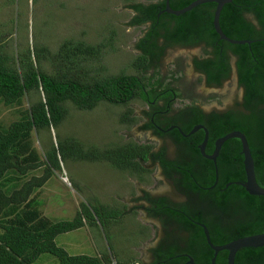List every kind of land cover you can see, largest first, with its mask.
Returning a JSON list of instances; mask_svg holds the SVG:
<instances>
[{
	"label": "trees",
	"instance_id": "1",
	"mask_svg": "<svg viewBox=\"0 0 264 264\" xmlns=\"http://www.w3.org/2000/svg\"><path fill=\"white\" fill-rule=\"evenodd\" d=\"M154 1L130 5L136 13L134 24L153 23L138 43L143 52L133 61L137 74L91 76L86 64L99 59L102 44L66 40L56 52L47 46H34L15 55L7 53L0 44V103L20 105L23 98L32 92L39 94L20 119L8 126L0 125V264H34L43 253L56 256L59 264H129L115 259L112 252L95 256L70 254L56 242L59 235L87 225H101L110 230L120 222L125 208L82 202L73 219L57 220L43 214L42 202L36 198V193L56 171L62 170L67 159L107 162L144 180L143 175L149 171L143 163L148 160L154 145L130 141L101 148L86 146L72 136L58 137L56 142H50L43 159L35 144V135L58 128L68 117L69 102L79 110L91 111L101 102L128 106L136 98L145 102L154 100L161 79L155 78V74L147 75V72L154 63L161 61L168 47L198 43L212 47L213 58L194 61L195 67L208 75L210 84L221 85L222 79L230 76L229 53L236 57L238 82L244 88L242 100L236 103L237 108L225 113L213 112L206 119L193 104L188 107L190 121L183 129L189 131L194 124L206 123L210 130V151L218 138L235 130L243 132L252 151L257 180L264 187V0H234L221 12L220 23L224 33L236 40H256L250 45L232 44L220 39L213 26V3L199 5L180 16L170 13L159 16L160 3ZM192 1L175 0L171 3L174 9H181ZM193 36L196 39L189 40ZM161 38L163 44H159ZM122 121L133 125L138 123V118L128 108ZM203 140V131L192 136L190 154L199 156L198 146ZM241 149V141L233 138L226 141L220 151L222 188L228 181L244 182L246 179ZM199 161L206 169L202 174L194 175L209 185L214 181V173L208 172L206 161ZM38 170L43 173L31 174ZM218 199L220 205L226 200L233 201L237 214L248 208L262 209L257 226L247 230L264 233V196L251 195L244 186L234 183L227 190H219ZM244 227L243 230L246 229ZM201 235L196 231L192 241H201L207 246ZM231 239L222 233L212 236L216 244ZM250 248H242L240 264H264V248ZM209 257H213V253ZM226 260L224 256L220 264H225Z\"/></svg>",
	"mask_w": 264,
	"mask_h": 264
},
{
	"label": "rangeland",
	"instance_id": "2",
	"mask_svg": "<svg viewBox=\"0 0 264 264\" xmlns=\"http://www.w3.org/2000/svg\"><path fill=\"white\" fill-rule=\"evenodd\" d=\"M150 0H0V44L11 55L34 46H47L56 52L66 40L84 41L87 44H102L99 59L86 64L91 76L106 77L117 74H137L133 61L142 52L138 43L148 29L147 24H134L136 16L131 4ZM199 47L176 46L169 48L162 60L150 68L147 75L155 74L165 84L184 88L175 102V107L186 104V87L197 81L198 75L192 66V58L200 56ZM47 70L50 67L47 65ZM243 89L238 86L236 72L219 89L202 91L194 98L205 108L225 110L237 108ZM39 94L32 92L23 98L20 105L5 106L0 103V125L8 126L22 117L31 102ZM69 114L58 127L35 135V144L43 157L51 141L58 137L72 136L86 146H115L135 141L152 143L158 151L167 146L168 154H175L169 138H156L151 131L142 130L148 121L144 111L150 110L139 99L128 106L101 102L94 110L83 111L68 103ZM131 108L138 118L137 124L123 123L127 109ZM145 166H148L146 164ZM42 170L31 174L41 175ZM139 176L123 172L107 162L75 161L67 159L61 171H56L48 183L38 190L36 198L43 214L57 220L73 219L82 202L91 205L103 203L110 206H125L120 222L110 230L101 225H87L57 237L56 242L70 254L103 255L112 252L117 260L129 264L148 262L150 249L163 233L159 218L148 213V201L144 192H170L177 199L171 180L161 175L156 166L149 174ZM143 188V189H142ZM146 228V229H145ZM148 235H146V234ZM34 264H59L56 256L43 253Z\"/></svg>",
	"mask_w": 264,
	"mask_h": 264
},
{
	"label": "flooded vegetation",
	"instance_id": "3",
	"mask_svg": "<svg viewBox=\"0 0 264 264\" xmlns=\"http://www.w3.org/2000/svg\"><path fill=\"white\" fill-rule=\"evenodd\" d=\"M172 1L175 0H170L169 3L171 8H173L171 3ZM154 2L160 3L158 7L159 16L169 14L164 12L166 9V0H155ZM248 17L250 18V16ZM144 24L148 25V29L144 33L145 36L150 31V26L153 25V23L148 21ZM192 39H196V36L191 37L189 40ZM163 42L164 41L161 38L159 44H163ZM177 46H182L184 48H200L202 53L200 56L196 55L192 58V66L194 67L195 73L198 75L197 81H200L202 84H204V89L199 91L200 87H197L196 84L191 83L190 86L186 87L185 90V100L188 102L175 107V102L178 98H180L179 95L181 94V91L184 90V88L171 86L172 84L169 83L165 84L164 79L162 78L160 80L161 85L156 87V92L158 95L154 100L145 102L140 98H136L150 107V110L144 111V114L148 116V121L142 124V130L151 131L152 135L158 139L164 137L169 138L170 146L175 148V154H168L167 146H163L158 151H155L153 147L148 160L143 163L144 166L148 164V166H145L149 171L146 174H149L151 171H153V168L158 166L161 175L171 180L175 194L179 196L177 199H175L171 196L172 193L170 192H144V198L149 204V216L156 219L159 218L164 227L161 238L159 237L156 244L150 249V254H148L149 260L145 264H212L214 250L208 243L205 227L209 232L211 242L214 245L221 246L236 240V238L238 239L239 237L242 238L256 235V232L250 233L248 230L257 226L259 217L262 216L263 213L262 209L255 210L253 208H248L246 210L239 211L237 214L234 210L235 204L230 200H226L224 201V204L220 205L219 202L221 201L218 199L219 190H227L230 188V186L234 185V183H239L241 186H243L242 184L246 181V179L244 182H235L232 180L228 181L225 187L222 188L220 186L219 166L221 154L219 153L216 160L209 159L207 156L212 155L214 148L212 151L208 150V144L205 150L206 154L201 153L199 146V156L190 154L192 136L199 131H203L205 136L203 129H200L193 134H191L190 131L198 124L204 125V127L209 132L210 138V130L207 124L200 122L198 124H194L189 131H185L183 129L186 122L190 121V118H188L190 112L187 113V111L188 107H192L193 104L198 106L199 111L206 117V119H208L213 112L225 113L233 109L231 107L225 110H219L217 108L207 109L205 108L204 104L197 101L194 96L195 94L204 90L213 91L215 89L221 88L225 82L232 78L234 71L236 72L238 82L236 57L231 52L229 53V64L231 65L230 76L228 78H223L221 85H218L215 82L210 84L208 83V75L202 69H197L195 67L194 61L196 59L206 60L213 58V48L206 47L205 43ZM169 48L171 47H168L166 51ZM138 50L143 52L139 47ZM158 62L154 63V66ZM238 86L243 89L244 94V88L239 85V82ZM242 98L240 99L242 100ZM237 100V102L241 101L239 99ZM207 121L209 122V120ZM199 160L206 161L208 163V166H206L208 172L211 171L214 173V181L209 185H205L204 181L198 179L194 175L195 173L202 174L206 169ZM210 163H212L214 167H212ZM122 207L125 208V206ZM125 210L126 209H124V211ZM188 224L191 226L190 228H188ZM182 225L187 226L188 229ZM243 227L246 229L243 230ZM196 231H198L199 234L202 233L201 239L203 238L205 240L207 246H204L203 243H200L201 241H192V236L196 233ZM212 231L215 232L213 233ZM220 233L228 237H232V239L222 244L214 243L212 236H214V234L219 235ZM250 249H253V247ZM241 251L242 249L236 253L234 264H240L239 253ZM210 253H213V257H209ZM224 256H226L227 259L225 264H228L229 252L227 250H223L218 253L215 264H220V260Z\"/></svg>",
	"mask_w": 264,
	"mask_h": 264
},
{
	"label": "water",
	"instance_id": "4",
	"mask_svg": "<svg viewBox=\"0 0 264 264\" xmlns=\"http://www.w3.org/2000/svg\"><path fill=\"white\" fill-rule=\"evenodd\" d=\"M234 0H194L187 6L181 9H173L170 6V0H166V9L164 12L180 16L184 13H187L194 8H196L199 5L206 4V3H214L215 4V10H214V15H213V26L216 31V33L219 35L221 40L228 41L232 44H252L256 40H236L228 37L220 23V16L222 9L226 4H229L233 2ZM203 129L205 132L204 140L202 143L199 145V149L201 153L206 154L205 150L209 141V132L208 130L204 127V125L198 124L192 128L190 131L191 134L197 132L198 130ZM237 138L241 141L242 149H241V154L244 157V167H245V173H246V181L242 184L246 191L250 193L251 195H257V196H264V187H262L256 178V172H255V163H254V158L252 155V151L249 145V141L246 137V135L239 131L235 130L232 132H229L228 134L218 138L215 141V146L212 155L207 156L209 159L216 160L217 156L219 155L224 143L228 141L229 139ZM205 233L207 236L208 243L210 247L214 250V257L212 258V264H215L216 261V256L220 251L227 250L229 252L228 256V264H234V259L236 253L242 249V248H248V247H264V233L256 234V235H251V236H246L242 238H238L236 240H233L227 244L217 246L214 245L211 242L209 232L205 227Z\"/></svg>",
	"mask_w": 264,
	"mask_h": 264
}]
</instances>
